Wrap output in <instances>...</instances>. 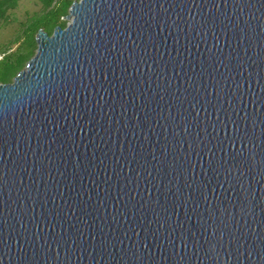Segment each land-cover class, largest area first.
I'll return each mask as SVG.
<instances>
[{
  "label": "water",
  "instance_id": "1",
  "mask_svg": "<svg viewBox=\"0 0 264 264\" xmlns=\"http://www.w3.org/2000/svg\"><path fill=\"white\" fill-rule=\"evenodd\" d=\"M0 84V264H264V0H78Z\"/></svg>",
  "mask_w": 264,
  "mask_h": 264
},
{
  "label": "trees",
  "instance_id": "2",
  "mask_svg": "<svg viewBox=\"0 0 264 264\" xmlns=\"http://www.w3.org/2000/svg\"><path fill=\"white\" fill-rule=\"evenodd\" d=\"M21 1H35L38 12L26 14L19 28L5 45H0V84H9L36 52L39 31L51 35L54 28H65L68 10L78 0H0V27L15 21L13 16Z\"/></svg>",
  "mask_w": 264,
  "mask_h": 264
},
{
  "label": "rangeland",
  "instance_id": "3",
  "mask_svg": "<svg viewBox=\"0 0 264 264\" xmlns=\"http://www.w3.org/2000/svg\"><path fill=\"white\" fill-rule=\"evenodd\" d=\"M39 8V4L35 1H21L13 14L15 21L0 27V45H5L12 40L19 28L18 22L22 21L26 14L38 12Z\"/></svg>",
  "mask_w": 264,
  "mask_h": 264
}]
</instances>
